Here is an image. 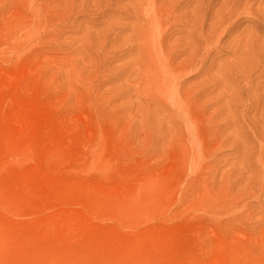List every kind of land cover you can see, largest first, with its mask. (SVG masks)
<instances>
[{
    "label": "rangeland",
    "instance_id": "1",
    "mask_svg": "<svg viewBox=\"0 0 264 264\" xmlns=\"http://www.w3.org/2000/svg\"><path fill=\"white\" fill-rule=\"evenodd\" d=\"M263 128L264 0H0V264H264Z\"/></svg>",
    "mask_w": 264,
    "mask_h": 264
},
{
    "label": "bare ground",
    "instance_id": "2",
    "mask_svg": "<svg viewBox=\"0 0 264 264\" xmlns=\"http://www.w3.org/2000/svg\"><path fill=\"white\" fill-rule=\"evenodd\" d=\"M248 1H249V0H248ZM240 4H241V3H240ZM236 10H237V9H236ZM244 12H245V11H244ZM231 14H232V13H231ZM228 18H229V17H228ZM221 20H222V19H221ZM214 28H215V27H214ZM218 33H219V32H218ZM146 38H147V37H146ZM214 38H215V37H214ZM153 39H154V38H153ZM193 41H194V40H193ZM146 42H147V41H146ZM141 43L144 44V42H142V41H141ZM141 43H140V44H141ZM148 43H149V42H148ZM195 43H196V42H195ZM143 44H141V46H143ZM147 45L149 46V44H147V43H146V45H144L145 48H146ZM187 46H188V45H187ZM149 48H150V46H149ZM146 49L148 50V48H146ZM181 49H182V48H181ZM187 49H188V47H187ZM147 50H145V51L147 52ZM149 50L151 51V48H150ZM149 50H148V51H149ZM141 51H142V50H141ZM150 51H149V52H150ZM142 52H143V51H142ZM146 52H145V53H146ZM183 52H184V51H183ZM151 54H152V52H151ZM163 54H164V52H163ZM146 55H148V53H146ZM152 55H153V54H152ZM152 55H150L149 57L153 58L154 55H153V56H152ZM194 57H195V56H194ZM190 58H191V57H190ZM153 60H154V58H153ZM154 61H155V60H154ZM166 63H167V62H166ZM186 64H187V63H186ZM188 64L190 65V63H188ZM146 68H147V67H146ZM166 69H167V68H166ZM149 70H151V69L149 68ZM147 72H148V69H147ZM165 73H166V72H165ZM146 74H148V76L150 77V73H146ZM146 74H145V77L147 78L148 76H146ZM154 74H155V73H154ZM164 77H165V76H164ZM151 78H152V77H151ZM151 78H150V80H151ZM172 79H173V78H172ZM147 80H148V79H147ZM164 80H165V79H164ZM167 80H168V79H167ZM176 80H177V79H176ZM156 81H157V80H156ZM163 88H164V87H163ZM165 88H166V86H165ZM164 90H165V89H164ZM164 90H163V91H164ZM166 91H167V90H166ZM170 92H171V91H170ZM175 92H176V91H175ZM164 94H165V93H164ZM162 95H163V94H162ZM173 95H174V94H173ZM175 95H176V94H175ZM179 95H180V94H179ZM184 99H185V98H184ZM177 102H179V101H177ZM170 103H171V101H170ZM224 105H225V104H224ZM169 107H170V106H169ZM185 111H186V110H185ZM229 111H230V110H229ZM231 111H232V110H231ZM187 112H188V111H187ZM184 113H185V112H184ZM185 114H186V113H185ZM236 114H238V113H236ZM191 116H192V115H191ZM246 116H247V115H246ZM192 117H193V116H192ZM192 117H190V118H192ZM187 118L190 119L189 116H187ZM192 122H193V121H192ZM187 123H190V122H187ZM194 123H195V122H194ZM196 124H197V123H196ZM185 125H186V124H185ZM190 125H191V124H190ZM187 126H188V124H187ZM191 126H192V129H193V126H194V125L192 124ZM191 126H190V127H191ZM195 126H197V125H195ZM190 127H189V128H190ZM189 128H188V129H189ZM195 128H196V127H195ZM185 129H186V128H185ZM192 129H189V130H191V134L193 135V134H195V132L193 133V132H192ZM193 130H194V129H193ZM260 130H261V129H260ZM260 130H257V131L255 130V134H256V132H258V131H260ZM263 130H264V128H263L261 131H263ZM172 131H173V130H172ZM253 133H254V132H253ZM260 133H262V132H260ZM257 134H258V136L260 135L259 132H258ZM250 135H251V134H250ZM260 136H262V135H260ZM260 136H259V137H260ZM194 137H195V136H194ZM251 137H252V136H251ZM259 137H258V138H259ZM263 137H264V136H263ZM261 138H262V137H261ZM251 139H253V137H252ZM262 140H263V139H262ZM257 141H258V140H257ZM259 141H260V139H259ZM263 141H264V140H263ZM254 142H255V141H254ZM209 143H210V142H209ZM259 143H260V142H259ZM259 143H258V144H259ZM201 145H202V144H201ZM259 145H260V144H259ZM260 146H261V145H260ZM262 146H263V144H262ZM258 148H260V147L258 146ZM261 148H262V147H261ZM250 149H251V148H250ZM259 150H260V149H259ZM261 151H263V150L261 149ZM246 153H247V152H246ZM260 153H261V152H260ZM197 154H199V153H197ZM253 154H254V153H253ZM256 154L259 156V153L256 152ZM261 154L264 156V153H263V152H262ZM245 155H246V154H245ZM262 155L259 156V159H260V160H261V158L263 157ZM261 156H262V157H261ZM246 157H247V156H246ZM252 157H253V156H252ZM260 157H261V158H260ZM255 158H256V155H255ZM255 158H254V159H255ZM250 159H251V157H250ZM250 159H249V160H250ZM252 159H253V158H252ZM262 159H264V158H262ZM245 160H246V159H245ZM263 162H264V161H263ZM251 164H252V162H251ZM251 164H250V166H251ZM253 164H254V162H253ZM255 164H256V163H255ZM255 164H254V165H255ZM262 164H263V163H262ZM262 164H260V165H262ZM256 165H257V166H256L255 169L258 170V169L260 168V167H258L259 164H256ZM263 165H264V164H263ZM257 167H258V169H257ZM262 167H263V166H262ZM252 169H253V168H252ZM252 169H251V170H252ZM256 170H253V172L256 171ZM259 170H260V169H259ZM259 170H258V171H259ZM253 172H252V173H253ZM256 172H257V171H256ZM260 172H261V171H259V173H260ZM257 173H258V172H257ZM253 175H254V178H255V174H252V177H253ZM257 175H258L259 178L262 176L261 173H260V174H257ZM262 178H263V177H262ZM250 180H251V179H250ZM252 180H255V179H252ZM252 180H251V181H252ZM259 180H260V179H259ZM262 181H263V180H262ZM258 182H259V181H258ZM259 183H260V182H259ZM262 183H263V182H262ZM252 184H254V183H252ZM252 184H249V185H250L249 188H252V187H253V186L251 187ZM255 184H256V180H255ZM255 184H254V187H256ZM260 185H261V184H260ZM259 188H260V187H259ZM259 188L256 187L257 190H258ZM252 190H254V188H252ZM250 191H251V189H250ZM254 191H255V190H254ZM259 191H264V190H262V189L260 188ZM259 191H258V192H259ZM246 192H247V191H246ZM256 192H257V191H256ZM258 192L255 193V195H257ZM252 195H253V194H252ZM255 195H254V196H255ZM259 196H260V195H259ZM259 196H258V197H259ZM252 198H253V197H252ZM255 198H256V197H255ZM255 198H254V199H255ZM255 200H257V199H255Z\"/></svg>",
    "mask_w": 264,
    "mask_h": 264
}]
</instances>
